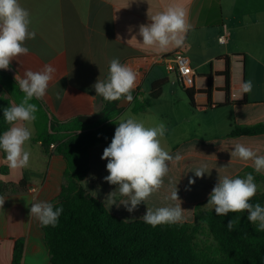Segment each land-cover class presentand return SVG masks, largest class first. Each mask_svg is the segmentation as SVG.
Returning <instances> with one entry per match:
<instances>
[{
	"label": "crops",
	"instance_id": "crops-1",
	"mask_svg": "<svg viewBox=\"0 0 264 264\" xmlns=\"http://www.w3.org/2000/svg\"><path fill=\"white\" fill-rule=\"evenodd\" d=\"M19 3L29 11L30 30L36 36L25 42L29 49L27 55L13 59L8 70L0 69L10 79L6 82L0 76V94L11 106L18 105L25 94L15 75L23 77L26 69L39 71L46 64L56 72L45 97L29 101L37 105L38 112L36 120L27 125L32 132L25 144L30 152L28 167L10 168L0 152V180L14 184L22 179L25 182L23 190L3 196L0 264L12 263L17 239L24 240L20 264H48L40 223L30 218L29 212L35 200L50 202L58 196L66 164L54 149L44 152L42 138L47 134L66 133L51 131V121L63 125L103 109L105 100L96 95L92 86L99 77L107 78L113 58L123 63L145 56L170 55L180 47H148L142 44L138 34L141 24L151 23V16L170 7L182 8L190 24L181 46L196 73L190 89L194 106H190L174 74L167 72L163 65H156L132 92L133 100L124 99L119 104L120 113L113 124L116 129L117 123L128 117L148 127L163 122L167 131L161 138L162 147L173 157L179 154L182 159L169 162L161 188L131 213L122 204H104L107 195L118 187L103 179L109 174L108 161L101 159L107 146L89 150V171L80 187L110 213L122 220L128 219L126 222L143 220L141 217L147 208L155 210L181 203L183 220L179 223H190L196 206L208 201L219 177L235 178L246 168L255 170L252 160L243 161L231 156V152L236 144H242L264 156V134L238 137L229 134L235 127L264 124V0H19ZM226 61L236 86L229 105H223L222 73ZM161 79L168 82L152 106L145 112L133 113L135 103L147 98L151 83ZM249 80L253 83L252 91L242 93V83ZM205 165L208 173L203 178L196 177L193 171ZM259 174L264 176V170ZM189 179L195 183L190 185ZM175 186L181 202L170 199ZM115 199L119 204L126 198L117 195Z\"/></svg>",
	"mask_w": 264,
	"mask_h": 264
},
{
	"label": "trees",
	"instance_id": "trees-1",
	"mask_svg": "<svg viewBox=\"0 0 264 264\" xmlns=\"http://www.w3.org/2000/svg\"><path fill=\"white\" fill-rule=\"evenodd\" d=\"M224 77L225 103H232V83L229 63L226 61ZM0 76L6 82L5 74ZM166 79L151 83L147 98L135 103L133 113L145 112L160 96ZM211 78L207 79V95L210 100ZM190 106H194L192 92L185 91ZM124 100L105 101L103 109L92 116L77 117L60 125L50 122V130L73 132L67 137L47 134L42 138L44 152L54 144V152L62 156L66 164L58 196L50 201L54 207H62L55 227L40 229L43 244L48 254V264H264V231L247 220V212L217 216L214 209L203 210V203L195 208L193 222L160 224L155 227L143 220H124L110 213L97 199L80 187V182L89 171V150L95 146H108L114 136L113 120L119 115V104ZM11 106L0 94V135L8 130L4 109ZM264 134V124L250 127H235L230 137ZM2 158L6 154L0 151ZM253 174L255 183L264 184V176L246 168L235 178ZM25 182L18 184L0 180V197L23 190ZM264 206V192L257 191L250 201ZM229 220L233 228L228 229ZM24 240L14 243L12 263L20 264Z\"/></svg>",
	"mask_w": 264,
	"mask_h": 264
},
{
	"label": "clouds",
	"instance_id": "clouds-1",
	"mask_svg": "<svg viewBox=\"0 0 264 264\" xmlns=\"http://www.w3.org/2000/svg\"><path fill=\"white\" fill-rule=\"evenodd\" d=\"M151 23L139 26V36L142 44L148 47L165 49L170 45L176 47L184 43V34L190 28L186 14L182 8L170 7L166 11L150 17ZM31 19L27 9L21 6L19 0H0V69L8 70L13 59L27 55L29 49L25 42L35 39L36 32L30 30ZM131 31V29H129ZM119 38V37H118ZM56 69L44 65L39 71L26 69L24 76L15 75L14 79L20 90L25 94L18 105L4 109V120L11 125L0 135V151L6 154L8 165L12 169L26 168L29 165L30 152L25 144L31 139L32 132L27 125L36 120L37 105L30 103L33 98L43 99ZM136 73L122 64L118 58L109 63V74L106 79H97L92 86L96 95L105 101H117L124 98L127 102L133 100L132 91L136 84ZM253 89L251 80L243 82L242 93H250ZM111 143L103 150L101 159L107 160L106 170L109 173L103 179L110 185H117L105 201L109 205H124L129 213L137 209L141 202L146 201L158 191L163 178L169 171V162L180 161L177 154L173 157L161 145V138L167 129L163 122L148 127L133 117L117 123ZM231 156L243 161L252 160L255 172L264 170V156L257 155L251 148L236 144ZM206 165L193 172L198 178H203ZM253 174L245 178L219 177L213 187L207 205L213 206L217 216L229 213L247 212V220L257 224L258 231H264V206L250 201L257 193V184ZM189 179V184H194ZM125 197L117 204L115 197ZM96 196V195H95ZM94 196V197H95ZM170 199L180 201L178 189L172 191ZM5 199L0 197V207ZM181 202V201H180ZM63 212L62 207H54L51 202L35 200L31 203L30 218H35L42 227H55ZM181 203L176 206L159 207L155 210L147 208L141 218L153 227L160 224H173L183 220ZM133 218L132 220H134ZM125 219L122 222H126ZM234 221L229 220L227 227L233 228Z\"/></svg>",
	"mask_w": 264,
	"mask_h": 264
},
{
	"label": "built area",
	"instance_id": "built-area-1",
	"mask_svg": "<svg viewBox=\"0 0 264 264\" xmlns=\"http://www.w3.org/2000/svg\"><path fill=\"white\" fill-rule=\"evenodd\" d=\"M122 64L131 68L136 73V86L132 92L137 90L150 68L156 65H163L167 72L174 74L176 83L181 89L187 91L194 86L196 73L190 65L183 46H180L170 55H154L139 59H128ZM54 147V144H50L49 149H54Z\"/></svg>",
	"mask_w": 264,
	"mask_h": 264
},
{
	"label": "rangeland",
	"instance_id": "rangeland-1",
	"mask_svg": "<svg viewBox=\"0 0 264 264\" xmlns=\"http://www.w3.org/2000/svg\"><path fill=\"white\" fill-rule=\"evenodd\" d=\"M150 76L151 75H149V77ZM72 134H74V133L68 131V132L62 134L60 137H67V136L72 135ZM257 191L264 192V184L257 183ZM207 202L203 205L202 209L203 210H212V209H214L213 206L207 205Z\"/></svg>",
	"mask_w": 264,
	"mask_h": 264
}]
</instances>
